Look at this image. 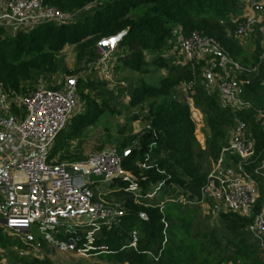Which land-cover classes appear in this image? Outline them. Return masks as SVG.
I'll return each instance as SVG.
<instances>
[{"label": "trees", "instance_id": "trees-1", "mask_svg": "<svg viewBox=\"0 0 264 264\" xmlns=\"http://www.w3.org/2000/svg\"><path fill=\"white\" fill-rule=\"evenodd\" d=\"M43 1L61 12L75 13L98 0ZM105 1L70 23H46L15 36L0 28V86L4 93L27 94L35 90L25 87L33 73L63 72L66 77L78 76L68 80L74 82L81 107L57 135L50 160L83 161L87 156L68 149L72 140L79 138L104 113L121 115L123 108L140 107L128 119H141L144 127L128 133L121 127V140L115 141L120 147L116 149L122 156V167L132 175L127 180L116 178L109 183L110 196L119 205V222L111 229L103 228L94 238L93 244L103 245L106 250L88 253L112 264H264V252L249 232V225L264 206V182L258 176L255 179L260 194L247 216L222 210L216 204L219 202L211 199H207L208 209L204 213L199 203L206 174L228 145L237 121L247 124L256 141L257 159L247 169L251 171L264 155V132L256 116L257 109L264 108V100L260 98L264 80L260 25L254 24L248 38L254 45L248 59L231 32L234 25L230 18L239 13L240 0ZM122 32L125 35L107 56L114 60L112 74L130 71L140 79L129 91L127 104L117 105L119 94L108 90L105 80L79 74L89 72L81 66H94L101 60L97 45L102 40ZM192 32L214 39L241 66L258 67L256 73H238L239 79L249 83L243 87V98L252 104L251 108L225 105L217 88L202 74L205 61L190 63L183 59L179 43ZM67 46L74 48L75 70L60 68L58 56ZM159 73L161 76L156 79ZM143 77L149 78L151 84L145 83ZM65 82L48 89L59 90ZM184 84H191L187 94L182 89ZM186 96L201 113L203 144L196 138V123L185 102ZM12 110L19 112L16 106ZM98 149H104L103 143ZM237 159L232 154L226 155L228 162ZM159 182L163 183L160 189L148 197ZM131 183L140 191L137 201L126 190ZM178 195L188 202H176L174 198ZM131 230L137 232L135 247L129 245ZM56 237L73 242L76 247L87 243L86 231L79 228L60 229ZM0 246L23 252L31 248L10 237L2 227ZM7 256L8 262L3 263L4 255L0 254V264H50L47 258L38 260L34 255L26 257L14 250Z\"/></svg>", "mask_w": 264, "mask_h": 264}, {"label": "built area", "instance_id": "built-area-1", "mask_svg": "<svg viewBox=\"0 0 264 264\" xmlns=\"http://www.w3.org/2000/svg\"><path fill=\"white\" fill-rule=\"evenodd\" d=\"M75 13H64L43 0H0V28L9 36L29 32L46 23L66 24ZM234 25L231 31L238 39H248L254 24L260 25L264 56V0H240L239 13L230 18ZM180 52L186 62L204 60L202 74L217 88L225 105L235 109L251 108L243 97L247 80L238 78V73H256L258 67L245 68L234 61L214 39L192 32L180 41ZM100 52V51H99ZM104 63L107 56L100 52ZM73 81L67 80L59 90L37 87L27 94H7L0 86V227L14 236H24V244L38 246L30 228L35 225L41 239L57 252H75L90 255L89 250L104 252L106 247H96L93 242L103 228L111 229L119 222V205L103 198L108 192H94L89 177L94 175L102 182L110 183L116 178L125 180L132 175L122 167V156L116 148H104L91 152L80 163H57L49 159L50 150L59 132L65 127L78 108V97ZM191 84L182 85L187 94ZM185 102L192 113L196 110L191 99ZM20 111L14 112L12 107ZM256 116L264 132V108L257 109ZM255 138L247 124L239 120L231 130L228 145L207 172L200 189L199 203L211 199L219 202L224 210L249 215L260 194L255 176L264 182V155L260 162L247 168L257 159ZM238 159L226 161V155ZM147 168L145 164L140 165ZM159 182L152 197L162 186ZM94 185V184H93ZM136 201L140 191L135 183L129 184ZM176 202H188L184 196ZM84 214L86 219L84 218ZM142 217H145L141 213ZM86 231L87 243L76 247L75 243L58 239L60 229ZM249 232L264 252V206L249 225ZM129 245L136 246L137 232L131 230ZM30 241H34V244ZM38 260L44 257L34 254Z\"/></svg>", "mask_w": 264, "mask_h": 264}, {"label": "rangeland", "instance_id": "rangeland-1", "mask_svg": "<svg viewBox=\"0 0 264 264\" xmlns=\"http://www.w3.org/2000/svg\"><path fill=\"white\" fill-rule=\"evenodd\" d=\"M105 0H98L92 6H89L84 11L75 12L74 19H77L79 16L83 14V12L87 13L96 8L99 4L105 3ZM238 44L242 49L243 56L250 59V55L253 51L254 45L252 40L250 39H238ZM60 62V68H66L67 70H75V51L71 46H67L58 56ZM114 60L109 58L104 62L98 65V62L93 66V64H85V66H81L82 69L85 67L88 68V73H80V76H84L85 78L94 76L98 80H105L107 82V89L112 91L114 95L119 94L118 104L126 105L129 98V91L134 87L133 85L136 82H139V77L135 73L130 71H120L115 73L114 76L112 74V63ZM262 62L264 63V56ZM93 66V69H92ZM161 76L159 73L156 77L158 79ZM78 76L74 75L71 78L66 77L63 72L56 73H33L31 80L26 83L25 87L28 90H33L37 87H45V88H54L59 87L63 82L68 79H76ZM145 83L151 84L149 78H142ZM120 81V82H119ZM119 91V92H118ZM263 91V92H262ZM261 91V100H264V80H263V89ZM81 107L80 101H78V108ZM140 107L130 108L126 110L122 109L121 115H109L104 113L98 121L88 129H86L79 138L74 139L70 142L69 150L72 153H81L84 157H86L91 152L97 151L98 146L103 143V148H117L120 149L118 145H116L115 141L121 140L123 134L119 132L121 127H125V133L128 132H138L144 127L145 122L141 119L133 121L128 119V116L138 113ZM20 111V109H19ZM193 118L195 119L196 129L195 134L198 141L203 144L204 143V133H203V121L201 117V113L198 109H196L192 113ZM82 161V160H81ZM81 161H66L68 163H80ZM231 162L227 161V164L230 165ZM212 167V164H211ZM209 168V170L211 169ZM208 170V171H209ZM90 186L94 192L100 190L101 192H108L110 189L109 183L102 182L99 177L90 175L89 177ZM94 184V185H93ZM108 197V198H107ZM109 202H115V200L110 196V194H106L103 196ZM4 201L2 195L0 194V203ZM215 203V202H214ZM218 207L222 209V206L219 203H216ZM201 207L204 210V213L207 212L208 203L207 200L200 203ZM223 210V209H222ZM84 218L86 216L84 214ZM6 234L10 235V237L19 240L20 242L24 241L25 237L22 236H14L5 231ZM30 235L33 239H41V235L39 234L35 225H32L30 228ZM38 246L31 245V248L28 251L15 249L14 247H1L0 246V254L4 255L3 263L8 262L7 253L9 251H16L18 254L25 255L26 257H30V255L41 254L44 258H47L50 261V264H112L110 262L103 261L101 259L96 258L95 256L90 255H82L75 252H57L53 247H51L48 243H41ZM29 245V244H25Z\"/></svg>", "mask_w": 264, "mask_h": 264}, {"label": "water", "instance_id": "water-1", "mask_svg": "<svg viewBox=\"0 0 264 264\" xmlns=\"http://www.w3.org/2000/svg\"><path fill=\"white\" fill-rule=\"evenodd\" d=\"M124 35H125V32H122L115 37H111V38H107V39L102 40L97 45L98 50L105 55L110 54L114 50L116 45L121 41V39L123 38ZM72 83H74V82H72Z\"/></svg>", "mask_w": 264, "mask_h": 264}]
</instances>
